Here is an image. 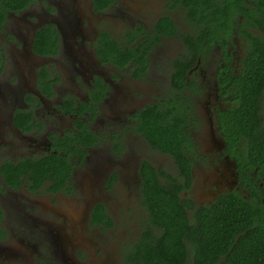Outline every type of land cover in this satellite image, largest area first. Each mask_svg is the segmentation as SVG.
Here are the masks:
<instances>
[{
	"label": "flooded vegetation",
	"instance_id": "flooded-vegetation-1",
	"mask_svg": "<svg viewBox=\"0 0 264 264\" xmlns=\"http://www.w3.org/2000/svg\"><path fill=\"white\" fill-rule=\"evenodd\" d=\"M255 39L264 45V0H33L7 11L0 24V245L52 243L57 214L44 202L76 192L85 173L99 187L92 225L112 224L119 184L144 207L136 240L121 249L125 262L147 224L158 232L142 203L144 163L177 190L194 231H212L222 206L231 210L237 200L252 208L251 227L264 226V154L222 125H233ZM150 112L183 133L169 141L171 150L145 132ZM157 154L165 156L161 167ZM52 155L66 163L63 180L37 178L29 164L56 161ZM96 209L107 218L93 216ZM239 236L226 244L223 235L216 245L186 238L185 264L211 252L221 264Z\"/></svg>",
	"mask_w": 264,
	"mask_h": 264
},
{
	"label": "trees",
	"instance_id": "trees-1",
	"mask_svg": "<svg viewBox=\"0 0 264 264\" xmlns=\"http://www.w3.org/2000/svg\"><path fill=\"white\" fill-rule=\"evenodd\" d=\"M30 1L33 0H0V24L7 11H17ZM249 61H252V65L248 67L246 75L250 80L241 82L239 85L238 105L231 114L233 125L228 123L222 125L225 126L227 135L229 132L235 136H243L247 138L248 142H252L253 152L260 156L264 154V127L260 123L262 118L258 114L257 97L259 87L262 85L259 83L264 81L262 78L264 77V45L259 43L258 39L254 40ZM162 119L163 115L160 112L155 114L150 112L144 119V130L148 136H151L155 144L165 150H171L172 147H168L169 141L179 139L183 133L174 126L170 127L168 123L165 124ZM52 156L59 160L53 161L50 158H45L40 164H29L33 167V173L37 178L45 173L47 176L52 173L56 175H52L51 179L60 177L63 180V175L67 171L66 163L59 155ZM54 166L56 170H54ZM9 172L14 178L15 169L10 168ZM141 172L142 203L148 210L150 223L158 227V232L153 234L150 224H147L138 240L126 249L124 256L127 264H185L186 238L196 237L198 238L197 242H200L203 237L207 240L213 238V244L216 245L223 243V235L227 238L226 244L229 243L234 234H240V236L232 244L234 248L225 255V261L221 264H264V226L261 224L251 227V224L247 223V220L252 216V208L246 202L237 200L231 210L226 208L227 205L222 206L220 215L216 217L220 220L216 221V226L212 231L200 233L198 230L194 231L188 224L186 212H183V206L176 195L177 190L168 186L167 183L161 182L149 164H142ZM93 216L102 220L107 218L99 209L94 210ZM108 223H111L110 219ZM212 255L213 252L208 254L210 258L204 259L196 254L195 264H215L216 256Z\"/></svg>",
	"mask_w": 264,
	"mask_h": 264
},
{
	"label": "rangeland",
	"instance_id": "rangeland-1",
	"mask_svg": "<svg viewBox=\"0 0 264 264\" xmlns=\"http://www.w3.org/2000/svg\"><path fill=\"white\" fill-rule=\"evenodd\" d=\"M203 108L199 107V113ZM198 138V136H197ZM156 163L161 167L165 156L157 154ZM165 161V160H164ZM165 164V163H164ZM76 192L61 194L60 202L53 197L44 202V208L57 214L52 243H35L12 238L0 245V264H125L121 249L136 240L142 226L141 211L125 187H117V206H111L112 224L92 225L89 222V205L99 194V187L88 174L82 173ZM141 200V199H140ZM142 205V204H141ZM141 235H139L140 237ZM138 237V238H139Z\"/></svg>",
	"mask_w": 264,
	"mask_h": 264
}]
</instances>
